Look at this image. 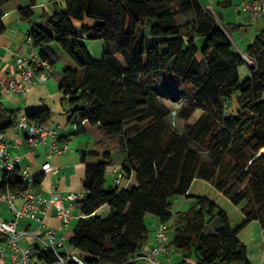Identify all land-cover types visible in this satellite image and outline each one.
<instances>
[{
	"label": "trees",
	"instance_id": "trees-1",
	"mask_svg": "<svg viewBox=\"0 0 264 264\" xmlns=\"http://www.w3.org/2000/svg\"><path fill=\"white\" fill-rule=\"evenodd\" d=\"M53 1L54 10L41 16L44 26L31 22V46L53 65L45 46L55 43L73 61L58 81L68 121L76 123L74 135L84 121L100 134L80 156L85 195L74 204L83 214L68 239L74 254L83 264H137L148 239L146 216L154 215L162 224L172 221L170 245L192 255L194 264H251L237 234L251 220L264 231V28L240 52L225 31L240 24L224 29L199 0ZM19 11L27 18L33 13L30 5ZM188 12L192 18L178 23ZM82 38L104 42L99 58ZM243 64L249 74L240 79ZM181 95L183 103H176ZM233 99L234 112L228 111ZM18 112L0 121L1 132L14 125ZM25 116L40 124L50 112L42 107ZM117 152L125 156L122 175L106 185ZM87 155L99 160L89 162ZM195 177L238 206L246 220L233 228L212 199L187 196ZM40 180L34 177V185ZM6 186L25 188L17 170L3 174L0 190ZM176 195L193 202L173 212ZM32 251L44 264L55 259L38 244ZM186 258L178 264H190Z\"/></svg>",
	"mask_w": 264,
	"mask_h": 264
},
{
	"label": "crops",
	"instance_id": "crops-1",
	"mask_svg": "<svg viewBox=\"0 0 264 264\" xmlns=\"http://www.w3.org/2000/svg\"><path fill=\"white\" fill-rule=\"evenodd\" d=\"M207 11H210L213 16H218L219 20L223 24H240L238 29H234L228 32L231 42L236 50L242 52L246 46L253 40L255 35L264 28V15L256 20H250L247 14L241 9V3L243 0H199ZM30 5L33 10L31 17L27 18L21 15L20 8ZM53 0H34V4H30V0H9L0 6L1 21L5 27L3 32H0V121H4L8 118V113L12 110H19L17 118L15 119L14 125L3 130L4 138L8 142V151L10 155L20 156L19 167H27L29 172L34 176H41V180L35 185L37 193L47 197L51 194V186H55V191L60 195L65 196L70 192H82L83 189V177H84V163L81 161L82 152H87L93 148L94 143L100 138V134L97 130L96 125H92L87 121L80 124L82 132L76 136H84L85 134L90 135L85 139L77 137L70 143L71 136L73 135L76 123L68 121V115L66 113L68 109L67 98H63L62 91L59 90L58 81L62 76V70L65 66H74L73 61L64 54V52L58 48L55 43H50L45 46L50 58L53 60V73L55 75V82L57 85L51 84L50 78L44 83H36L24 94L12 93L7 89V81L10 77L15 76L19 79L17 73V64L15 59L18 55L26 56L31 50V43L29 42V30L31 22L44 26L42 19L43 13H51L54 10ZM180 16H191L193 13L188 12ZM178 18V17H177ZM187 19V20H188ZM186 21V20H184ZM180 21L178 23L184 22ZM234 35V37H232ZM88 40L82 38L81 42ZM102 46V45H101ZM37 50V49H36ZM102 54V53H101ZM99 58V57H98ZM246 72V71H245ZM248 73L245 75L247 76ZM53 75V74H52ZM55 89L58 91L55 92ZM45 107L49 109V119L40 123L44 128L58 125V131L60 134L59 144H67L69 152L75 151L76 155L73 160H70L72 169L67 174L59 175L60 162L56 160L58 155L67 154L68 151L53 154L50 158V163L53 167L57 168L56 173L44 172L41 169L42 163L45 161L46 150L42 146H38L35 152L29 151L25 136L21 130L19 123V117L25 115L27 111H37L40 108ZM98 133L96 135L95 133ZM92 133V134H91ZM69 136V139L66 137ZM99 137V138H98ZM72 147V148H70ZM124 154L117 152L113 155V163L107 168L106 185L114 184V177L118 172L122 171V164L124 162ZM86 160L98 161L99 157L87 155ZM0 159V173L2 172ZM66 165V164H65ZM70 168V167H69ZM55 178V179H54ZM187 196H206L216 202L219 206L226 210L229 217L230 224L233 228H236L242 224L246 217L241 212L238 206H235L226 196L219 192L209 182L204 179L195 177L191 182L187 191ZM186 195L173 196L171 200V210L173 201L176 200L175 208L179 210L187 209L193 202L192 197ZM64 205L69 207L71 215L66 224L61 223L55 216L54 211L49 209L45 214L38 213L42 219L40 227L37 223L30 218H20L19 227H24L29 230V234L23 238L20 243L27 245L31 248V255L36 264H44L39 260L34 251L33 247L37 244V231L44 230L48 227L54 228L57 235L62 236L64 244L59 248L60 252L65 254L75 253L68 243V239L72 233L73 227L78 219V211L74 204H71L67 199H64ZM16 206L20 205V200H15ZM229 210V211H228ZM173 211V210H172ZM174 212V211H173ZM229 212L233 214L231 218ZM0 215L3 219H11L14 217L11 210L8 208L5 202L0 203ZM148 219V239L141 249V253L148 252L151 250L154 244V234L158 226L161 224L158 217L154 215H147ZM211 223H217V220ZM210 223V224H211ZM209 224V226H210ZM167 229L166 244L170 250V255L166 257L164 254H159L158 259L165 261L169 259L170 264H178L181 260L186 257L183 255V251L171 246L170 243L174 237V232L171 228L172 221L169 220L164 224ZM238 238L246 245L247 257L251 264H264V231H262L260 224L257 220H251L238 232ZM190 264H194L193 256L186 258ZM0 264H16L10 260L9 247H5V255L3 259H0ZM137 264H149L145 260H140Z\"/></svg>",
	"mask_w": 264,
	"mask_h": 264
},
{
	"label": "built area",
	"instance_id": "built-area-1",
	"mask_svg": "<svg viewBox=\"0 0 264 264\" xmlns=\"http://www.w3.org/2000/svg\"><path fill=\"white\" fill-rule=\"evenodd\" d=\"M241 9L249 19L256 20L264 15V0H243ZM29 42L31 43L30 39ZM243 57L247 59L244 54ZM15 62L19 79L12 76L7 81V89L12 93L24 95L34 84L46 82L53 74V65L43 60L33 47H31L28 55H18ZM224 105H227L226 101ZM19 123L29 151L35 152L38 146H42L46 150L45 161L41 165L42 171L56 173L57 168L53 167L49 161L51 156L69 150L67 144H59L58 125L44 128L39 124L28 122L25 115L19 117ZM8 145L3 132L0 131V159L2 161L0 182L3 174L17 170V174L24 182L25 188L20 190L6 186L0 190V203L5 202L14 215L11 219H3L0 215V259L4 258L5 247L7 246L12 262L16 264H36L31 255V248L20 243L30 232L27 228L19 227V219L30 218L40 227L43 221L38 213L45 214L51 209L54 211L56 218L61 223L66 224L71 215V210L64 205V199H67L71 204H75L77 200L84 197L85 192H70L62 196L55 191V186L52 185L49 196L45 197L37 193L34 176L27 167H19L20 156L10 155ZM121 175L122 172L117 173L113 179L115 183H119ZM16 199L20 200L19 206L15 204ZM82 215L78 212V217ZM165 229L166 226L162 223L158 226L154 234L153 247L150 251L141 253L138 256L139 259L145 260L149 264H170L168 258L165 261L158 259L159 254H164L166 257L170 255V250L166 244ZM36 237L37 244L42 250L54 254L55 259L52 264H69L71 260L83 264L82 260L74 253L65 254L59 251V248L64 244V239L62 236L57 235L54 228L39 229Z\"/></svg>",
	"mask_w": 264,
	"mask_h": 264
},
{
	"label": "rangeland",
	"instance_id": "rangeland-1",
	"mask_svg": "<svg viewBox=\"0 0 264 264\" xmlns=\"http://www.w3.org/2000/svg\"><path fill=\"white\" fill-rule=\"evenodd\" d=\"M210 12V11H208ZM211 13V12H210ZM212 14V13H211ZM189 17L191 16H179L177 18V21L180 22V21H184V20H187ZM217 22L225 29V24H223L220 20H219V17L218 16H215ZM225 31L227 32V30L225 29ZM228 34V32H227ZM232 37H234V35H232ZM83 44L85 46V48L87 49V51L91 54L92 57L94 58H98L101 56V53H102V50H103V47H104V42H101V41H97V40H84L83 41ZM102 45V46H101ZM118 59L121 60V57L120 55H117ZM246 63L249 65L250 64V60L246 59ZM246 71V72H245ZM249 71V67L246 65V64H243L239 67V76H240V79H243L244 77H246L245 75L248 73ZM57 74V72L54 71L53 75L50 77V80H51V84H54L53 87H55L57 85V83L54 81L55 79V75ZM56 88V87H55ZM58 90L55 89V92H57ZM183 99L184 101V95H181V97L179 98V101ZM67 102H68V99H66ZM233 103L231 104V106L229 107L228 111H235L236 108H237V105H236V101L235 99H233ZM173 120V123L178 126V127H181L183 122L181 120H177V119H174L172 118ZM75 129V128H73ZM88 135H84L83 137L82 136H76V135H72L71 136V141L70 143H72L74 140L76 142V140H78L79 137H81L82 139H85L86 137H88L90 134L87 133ZM92 134V133H91ZM96 135H98L97 131L95 133ZM99 136V135H98ZM78 137V138H77ZM99 138V137H98ZM72 148V147H70ZM70 150V149H69ZM76 152L73 151L72 153L68 151L67 154H63V155H58L60 157H56V160H58L60 162V166L62 167L60 169V173L59 175H62V174H67L71 169H72V165H71V162L70 160H73L74 156L76 155L75 154ZM66 164V165H65ZM70 167V168H69ZM55 179V178H54ZM176 203V200L173 201V206H172V210L175 212V211H178L179 209H176L175 208V204ZM224 207V206H223ZM222 207V208H223ZM224 209V208H223ZM225 210V209H224ZM226 211V210H225ZM229 211V210H228ZM231 218L233 217V214L231 212H229ZM146 222H147V225H148V219H146ZM217 225V223H211L210 226H209V230H211L212 228H214L215 226Z\"/></svg>",
	"mask_w": 264,
	"mask_h": 264
},
{
	"label": "clouds",
	"instance_id": "clouds-1",
	"mask_svg": "<svg viewBox=\"0 0 264 264\" xmlns=\"http://www.w3.org/2000/svg\"><path fill=\"white\" fill-rule=\"evenodd\" d=\"M176 103H181L182 104L183 103V99H181L180 101H178ZM177 115H178V113H175V112L172 113V116H174V117L177 116Z\"/></svg>",
	"mask_w": 264,
	"mask_h": 264
}]
</instances>
